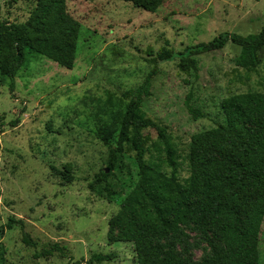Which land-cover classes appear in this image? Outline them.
<instances>
[{"label":"rangeland","instance_id":"rangeland-1","mask_svg":"<svg viewBox=\"0 0 264 264\" xmlns=\"http://www.w3.org/2000/svg\"><path fill=\"white\" fill-rule=\"evenodd\" d=\"M144 4L68 0L67 12L80 24L74 66L66 69L33 56L18 70L14 90L6 74L14 51L0 50V227L10 219L22 222L0 233V264L1 248L6 264H75L99 253L114 256L104 264H137L135 245L117 242L110 227L140 182L130 141L124 153H117L116 169H108L130 102L126 95L155 67L151 96L139 117L165 129L183 184L191 175V139L225 122L222 103L232 96L264 94V49L259 66L250 70L236 66L241 48L232 43L196 57L197 74L179 61L158 58L162 50L182 52L223 33L258 34L264 0H164L155 13L145 11ZM35 8L34 0H0V19L24 24ZM187 99L203 117H192ZM142 137L146 163L171 176L157 131L143 129ZM180 229L176 251L188 264H204L216 250L223 251L213 232L192 224ZM53 244L65 247L66 257H36ZM259 253L264 264V222Z\"/></svg>","mask_w":264,"mask_h":264},{"label":"trees","instance_id":"trees-1","mask_svg":"<svg viewBox=\"0 0 264 264\" xmlns=\"http://www.w3.org/2000/svg\"><path fill=\"white\" fill-rule=\"evenodd\" d=\"M34 1L36 8L26 23L0 19V50L14 51L13 66L6 73L12 90L18 70L29 66L33 56H43L66 69H72L75 63L80 24L67 12L68 0ZM163 1L145 0L143 8L155 13ZM229 43L241 48L236 66L255 69L264 49V26L258 34L223 33L182 52L162 50L158 58L159 62L179 61L183 69L197 74L196 57L222 50ZM157 73L155 67L138 89L127 93L130 102L121 123L116 153L109 164L108 170L114 171L118 154L124 153L125 144L130 141L136 152L140 182L111 221V230L117 231L116 241L135 245L137 264H188L178 255L176 245L181 225L192 224L213 232L223 246V251L216 250L204 264H259L264 222V94L232 96L222 103L225 122L191 139V175L183 184L177 176L175 149L165 129L139 117L145 99L151 96V81ZM186 107L194 119L203 117L188 99ZM18 123L16 120L11 125ZM149 128L157 131L166 146L173 169L171 176L145 161L142 130ZM21 223L10 219L5 227H0V233ZM24 241L37 246L28 235ZM53 254L66 257V248L53 244L36 257ZM5 256L6 251L1 248L2 264H6ZM113 259L111 254L99 253L75 264H104Z\"/></svg>","mask_w":264,"mask_h":264}]
</instances>
